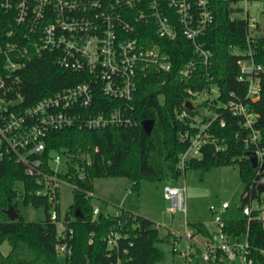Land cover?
<instances>
[{
    "label": "built area",
    "instance_id": "2783aa9c",
    "mask_svg": "<svg viewBox=\"0 0 264 264\" xmlns=\"http://www.w3.org/2000/svg\"><path fill=\"white\" fill-rule=\"evenodd\" d=\"M225 1L230 10L228 18L240 19L245 24L246 49L234 52L239 54L237 80L245 83L246 89L242 99L230 92L223 108L243 121L247 131L244 142L257 159V187L264 179V147L260 145L261 134L254 127L257 113L248 102L260 96L261 66L254 59L252 45L264 39V33L257 19L250 18L246 10L241 16L236 13H240L241 3L259 0ZM214 3L215 0H0V162L21 164L25 174L35 182V195L46 197L51 204L49 218L55 222L60 240L56 245L58 257L72 253L70 243L74 232L69 223L73 219L67 220L65 214L60 216L56 208L59 187L67 185L72 189V184L62 177L68 172L71 158L63 150H51L45 157L49 135L72 127L100 130L135 126L138 121L134 99L139 77L148 71L169 72L172 68L170 55L158 40L183 39L190 43L196 58L179 68L180 79L189 80L201 65V76L210 80L206 67L211 63V52L202 38L214 23ZM45 56L60 68L76 74L79 80L26 105L22 97V73L33 59ZM188 92L192 96L212 92L218 95L219 89L209 84L202 90ZM185 115L184 110L180 117ZM212 120L194 134L186 131L180 135L182 140H188L180 156V168L186 160L200 156L203 144L224 149L216 137L205 132ZM219 124L223 127L225 121L220 119ZM128 191L131 192L130 188ZM185 193L182 181L164 184L163 196L171 214L180 212L185 218ZM259 193L260 198L249 196L240 208L246 223L257 219L264 226V206ZM228 207V202L221 203L222 210ZM126 210L111 209L109 205L107 208L94 206L92 210L93 218L102 215L116 221L102 237L107 264H128L130 260ZM225 221L214 216L216 229L208 234L189 232L186 227L181 234L165 227L168 243L175 252V243L183 241L184 248L179 254L184 264L235 261L255 264L248 230L240 234L227 232ZM93 237L94 232H90L88 244L93 243Z\"/></svg>",
    "mask_w": 264,
    "mask_h": 264
},
{
    "label": "trees",
    "instance_id": "16d2710c",
    "mask_svg": "<svg viewBox=\"0 0 264 264\" xmlns=\"http://www.w3.org/2000/svg\"><path fill=\"white\" fill-rule=\"evenodd\" d=\"M214 23L203 36L205 47L211 52V63L206 67L211 77L201 76L203 66H198L196 74L189 80L179 78V68L188 60L196 58L190 43L183 39L174 42L158 41L171 58L169 72L148 71L140 76L134 99V114L137 124L127 128H105L88 130L72 127L49 135L46 141L45 157L51 150H63L70 156L68 172L62 174L72 184L73 202L65 213L73 228L71 255L59 260L56 245L57 226L49 218L51 204L46 197L36 196L37 188L32 177L24 172L21 164L0 162V245L7 241L10 249L6 254L0 251V264H107L102 237L115 224L112 217L98 215L93 218L90 195L93 180L99 177H126L132 181L131 192L138 191L140 180L177 181L187 168L206 170L224 163H238L239 173L244 183L241 195L242 204L249 196L260 198L256 187L258 174L244 155L249 147L244 138L247 131L243 121L232 116L223 108L230 99V92L236 98H243L246 84L237 80L239 54L234 50L246 49L245 24L240 19L230 20L228 3L215 0L213 4ZM256 63L261 66L259 73L260 96L249 101V107L257 113L254 127L261 134L260 145L264 147V39L252 45ZM78 76L57 66L48 57L35 58L22 73V97L26 105L39 98L70 86L78 81ZM215 85L219 89L218 101L222 104L215 108V118L205 129L207 134L223 144V150H216L214 144H203L200 156L186 160L179 167L180 156L188 146L181 134L198 132L195 116L198 111L185 108V102L193 97L188 90L197 91ZM185 110L186 115L180 117ZM153 119L151 133L146 134L141 122ZM223 119L222 127L219 120ZM204 121V120H202ZM82 176L79 177L78 174ZM23 183V190L15 188L16 182ZM19 196L24 204L43 208L45 218L41 221H26L21 215L11 221L3 213L8 206L16 210L15 199ZM105 203L103 208H107ZM59 209V206H56ZM78 210L79 215H76ZM17 211V210H16ZM18 212V211H17ZM127 225L131 245L128 247V264H162L165 253L162 243H168V232L150 219L126 210ZM197 232L207 234L201 223L193 224ZM227 232L240 234L248 230L251 256L255 264H264V226L257 219L246 223L245 219L225 221ZM90 232H94L93 243L88 244ZM173 253V251H172Z\"/></svg>",
    "mask_w": 264,
    "mask_h": 264
},
{
    "label": "rangeland",
    "instance_id": "374dc122",
    "mask_svg": "<svg viewBox=\"0 0 264 264\" xmlns=\"http://www.w3.org/2000/svg\"><path fill=\"white\" fill-rule=\"evenodd\" d=\"M263 1L240 4L241 11L236 13L241 16L248 13L249 17H255L259 23V28L264 33V8L261 7ZM242 13V14H241ZM190 101L198 111L195 116L196 123L201 128L209 119L215 117V108L222 104L217 99V94H198L190 98ZM204 120V121H202ZM182 181L186 186L185 206L186 215L182 217L180 212L171 214L167 207L168 202L163 197V186L165 183H176ZM132 186V181L126 177H99L93 180L91 191V204L97 207H104L107 203L111 209L130 208L140 216L146 217L160 226L178 230L184 233V227L189 232L197 231L193 224L201 223L208 232L216 229L213 222L214 216H219L222 220L240 219L243 214L241 195L244 190L239 173V164L224 163L212 166L206 170L187 168L184 174L177 181H149L140 180L138 191L128 192ZM15 188L22 192L23 183L16 182ZM261 204L264 206V191H261ZM73 202V193L70 186L61 185L59 187V211L63 216ZM228 202L227 209H221V203ZM15 206L18 214L26 221H41L46 214L43 208H34L24 204L17 196ZM184 221L186 224H184ZM199 237V236H198ZM161 247L165 253V260L162 264H184V258L179 254L183 250L182 240L175 243L176 251L172 253L170 243H162ZM10 249L7 241L0 245V251L6 254ZM63 257H59L62 260ZM231 264H242L235 261Z\"/></svg>",
    "mask_w": 264,
    "mask_h": 264
},
{
    "label": "water",
    "instance_id": "95a60500",
    "mask_svg": "<svg viewBox=\"0 0 264 264\" xmlns=\"http://www.w3.org/2000/svg\"><path fill=\"white\" fill-rule=\"evenodd\" d=\"M184 106H185L186 109H192L193 108V104L189 100L185 102ZM153 125H154V120L153 119H146V120H143L141 122V126H142L143 130L146 132V134H150L151 133ZM244 155L248 158L251 166L255 167L256 164H257V159H256L255 153L253 151H246ZM257 189L260 192L264 191V179L258 183ZM3 213L11 221L17 220L19 218L18 212L12 206H8L7 209L3 210ZM76 215H79L78 210H76Z\"/></svg>",
    "mask_w": 264,
    "mask_h": 264
},
{
    "label": "crops",
    "instance_id": "0c3cea01",
    "mask_svg": "<svg viewBox=\"0 0 264 264\" xmlns=\"http://www.w3.org/2000/svg\"><path fill=\"white\" fill-rule=\"evenodd\" d=\"M128 192H130V191H128ZM164 197V196H163ZM165 199V198H164ZM167 201V200H166ZM125 209H127V210H129V211H131L132 213H135V214H137L136 212H134V211H132L129 207L128 208H125ZM202 233V232H201ZM209 232L207 231V234H208ZM202 234H204V233H202Z\"/></svg>",
    "mask_w": 264,
    "mask_h": 264
}]
</instances>
